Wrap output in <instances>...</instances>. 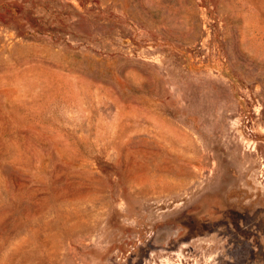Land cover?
Listing matches in <instances>:
<instances>
[{
	"label": "rangeland",
	"instance_id": "rangeland-1",
	"mask_svg": "<svg viewBox=\"0 0 264 264\" xmlns=\"http://www.w3.org/2000/svg\"><path fill=\"white\" fill-rule=\"evenodd\" d=\"M0 264H264V0H0Z\"/></svg>",
	"mask_w": 264,
	"mask_h": 264
}]
</instances>
